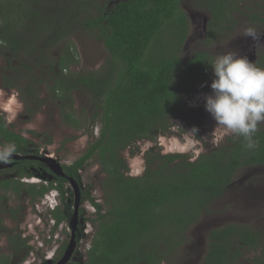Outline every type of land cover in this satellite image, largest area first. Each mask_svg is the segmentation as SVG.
<instances>
[{
    "label": "trees",
    "instance_id": "1",
    "mask_svg": "<svg viewBox=\"0 0 264 264\" xmlns=\"http://www.w3.org/2000/svg\"><path fill=\"white\" fill-rule=\"evenodd\" d=\"M13 1L2 0L0 5V45L9 48L13 57L35 54V40L48 32L57 40L70 36L77 13L85 7L81 3L85 0H80L78 7L67 0H17L21 3L18 9L13 8ZM184 1L119 0L110 12L87 21V26L102 31L112 60L104 73L78 75L77 84L89 89L93 100L103 98L98 118L101 131L86 154L64 168L68 177L79 179V170L98 156L107 174V211L102 214L103 206L91 200L98 224L84 264H163L174 246L181 243L183 233L212 201L222 197L243 167L264 166V130L259 127L255 137L259 146L253 150L246 149L243 138L236 135L225 146L211 149L194 161L184 154L161 155L152 149L146 156L144 174L128 175V162L121 153L140 140L156 141L170 133L171 118L181 111L189 90L210 72L208 63L213 58L208 52H197L188 62L179 55L190 31ZM192 1L206 5L212 14L208 37L213 35V23L229 20L231 0ZM15 19L22 24L19 35L12 27ZM104 23L105 28L101 26ZM66 65L63 56L60 70ZM66 84L74 83L61 80L56 90L61 93L63 89L64 96H69L72 86L67 89ZM68 117L76 121L71 114ZM1 120L0 116V134L26 153V140L9 131ZM57 180L49 187L29 186L26 190L37 201L51 188H58L64 206L53 216L60 223L70 220L72 210L68 198L64 199L70 191L68 178ZM4 185L10 188L9 181ZM15 189L20 192L19 187ZM82 197L90 195L83 191ZM164 229L172 231L164 233ZM253 232L235 224L212 231L205 263L233 264L245 250L256 248L260 235ZM9 262V258L0 257V264Z\"/></svg>",
    "mask_w": 264,
    "mask_h": 264
},
{
    "label": "rangeland",
    "instance_id": "2",
    "mask_svg": "<svg viewBox=\"0 0 264 264\" xmlns=\"http://www.w3.org/2000/svg\"><path fill=\"white\" fill-rule=\"evenodd\" d=\"M48 1L42 0L45 3ZM67 1L72 5L77 3L78 7L80 0ZM231 1L233 5L229 10V20L223 21L220 25L213 23V35L210 37L208 36L211 33L212 14L206 9L207 6H200L198 1L183 2L182 7L187 12L190 24L188 38L179 51L184 62L191 60L197 52H208L214 59L218 54L235 51L238 56L247 57L257 67L264 68V42L258 49L255 60L251 61L249 56L252 54L253 47L249 45L254 41L246 42L250 36L243 35L248 27H253L259 34H264V21L259 20L264 18V0ZM1 3L2 0L0 5ZM81 3L85 4V7L77 13V20H74V29L69 33L70 36L57 40L52 39L48 32L35 40V47L33 46L35 54L20 57H13L8 53L9 48L0 45V91H15L24 105V112L8 126L10 131L21 136L19 131L24 124L35 121L38 113L43 114L45 119L38 131L30 133L27 137H21L26 140L27 148L44 149L66 166L74 164L83 157L101 131V121L98 118L102 113L100 108L103 98L96 97L97 99L93 100L95 98L93 93L77 84L78 75H85L90 71L104 73L107 64L112 60L105 47L100 28H93L86 24L88 20L100 17L101 13L110 12L119 0H85ZM89 5L91 10L88 9ZM12 6L19 9L21 3L14 0ZM11 23L15 33L19 35V31L23 30L21 21L15 19ZM57 25L61 24L57 23ZM101 26L105 28L106 24ZM63 56L67 65L66 69L60 70ZM209 70L210 72L205 73V79L192 86L181 111L177 112L170 121V124L173 121L185 130H191L194 126L199 129L197 136L201 138L203 151L199 155L194 152L184 154L191 161L211 149L225 146L234 138V135H226L219 143L212 142L211 133L217 122L205 108V98L212 94L210 85L214 79L212 67ZM61 80L74 83L66 84L67 89L72 86L69 96H64L63 89L61 93L56 90ZM69 114L76 120L75 122L68 117ZM0 116L4 119L3 114ZM259 127L264 130V123ZM182 134L184 130L179 129L176 133L170 132L164 136ZM148 142H151V147L145 150ZM152 149L161 153L158 138L156 141L140 140L133 147L123 151L121 155L126 160V151L132 156H140L146 169V156ZM82 169L81 181L84 190L103 206L102 214H104L107 211L104 188L107 174L103 173L98 156L90 158ZM144 172L139 176H142ZM1 196L4 198H0V214L3 215L4 231L0 232V257L9 258V264H40V259L45 260V256L54 250L51 247L53 243L51 241L46 243L43 249L35 248L36 237L43 239L51 230L47 226L48 221H51L50 212L39 209L36 205L39 200L33 204L30 198L11 191H0ZM60 208L62 209L63 205ZM81 210L80 217L85 216L88 219L86 223L95 231L98 224L97 214L91 202L85 200ZM62 224L64 225L62 229L59 226L53 230L54 236L59 233L61 237L59 242L55 243V247L62 242L66 246L69 244V231L66 229L68 223ZM232 224L247 226L252 232L260 235L256 248L245 250L240 259L233 264H264V166L243 167L222 197L212 201L197 222L183 233L181 243L174 246L175 249L163 264H206L205 259L212 231ZM168 231L170 233L172 230L164 229L163 232ZM12 234L15 236V243H21L26 247L22 254L6 253L8 247L9 251L14 244L11 240ZM19 234H23L22 238L26 237V239L16 236ZM155 241L156 239L152 238V242ZM86 243L85 251L91 246V238L86 240ZM30 247L31 252L27 255L26 251ZM77 261L75 264L86 263V256L77 254Z\"/></svg>",
    "mask_w": 264,
    "mask_h": 264
},
{
    "label": "clouds",
    "instance_id": "3",
    "mask_svg": "<svg viewBox=\"0 0 264 264\" xmlns=\"http://www.w3.org/2000/svg\"><path fill=\"white\" fill-rule=\"evenodd\" d=\"M258 34L253 27L246 28L243 33L253 39H257ZM208 64L213 69L214 79L210 85L212 94L205 98V108L217 122L211 133L212 142L219 143L226 135H236L243 138L246 149L257 148L259 140L255 137L259 125L264 123V68L257 67L247 57L238 56L235 51L218 54ZM23 112L24 105L18 93L0 91V114L4 116V127L13 124ZM44 119V115L38 113L35 121L25 123L19 134L27 137L38 131ZM179 129H183L184 134L158 137L161 155H183L189 152L199 155L203 151L201 138L197 136L199 129L194 126L191 130H185L172 121L169 131L176 133ZM147 147H151V142L147 143L145 150ZM16 152L15 143L0 144V164L11 163ZM125 155L129 166L128 175H141L145 170L143 159L138 155L132 156L127 151ZM49 186L50 184L46 185ZM42 198H45V205L49 209L51 205H55L54 210L60 207L58 201L62 202L63 199L58 188H51ZM92 241L91 239V246L86 251L91 249Z\"/></svg>",
    "mask_w": 264,
    "mask_h": 264
},
{
    "label": "flooded vegetation",
    "instance_id": "4",
    "mask_svg": "<svg viewBox=\"0 0 264 264\" xmlns=\"http://www.w3.org/2000/svg\"><path fill=\"white\" fill-rule=\"evenodd\" d=\"M250 40H246V42H249ZM263 43H261V45L257 48V51L259 48H261ZM252 46V54L249 56L251 61H254V44L249 45V47ZM257 55V52L256 54ZM256 58V57H255ZM59 71V70H58ZM4 123V120H1ZM9 131V127H6ZM12 132V131H11ZM15 133V132H14ZM16 135H18L17 133H15ZM19 136V135H18ZM21 137V136H20ZM5 143H10L7 141L6 137L4 135L0 134V144H5ZM24 144L26 142H23ZM17 146V145H16ZM26 150H28L26 153H23L22 151H19L18 146H17V152L14 155H21L23 157H30L29 158H25V159H13L11 163H8L7 167L4 168H0V191H5V192H13L14 194L17 195H23L26 196L28 199H31V202L33 204L36 203V200L33 201V198L29 195V192H27V188L29 186H36L38 189L41 188V186H46L47 184H51L52 182L56 183L59 178H73L79 185L80 191H81V201H80V208H79V220H78V224L76 226V230L73 231V225H72V220H73V216H74V212H75V189L73 188V185L71 184V182L69 181L68 184H66V187L68 185L70 191H68L65 196L64 199L66 198H70L71 199H67V203L71 204V210H72V215L70 220L66 221H62V222H58L56 218H54L53 216V212L56 211L58 208H56V210H50L46 205H44L42 203V197H40L39 203L36 204L39 209L41 210H45L46 208L48 209V212H50V216H51V221L47 223V226H49V229H51L48 232V235L43 239H41V237H36V235H34V237H36V242L37 245L35 246V248L38 249H43L46 245V243H49L50 241L53 242L51 247L52 249L54 248V250L50 253L47 254L45 256V260H41L40 264H59L60 261L63 259L69 245L70 242L72 240L73 235L75 236V248H74V252L72 253V256L70 257V260L66 263V264H75L77 263V254H84L86 256L88 251H85V245H86V240L87 238H90L93 240L94 239V235H95V231H93V229H90L89 224H87L86 222L88 221V219L85 216L80 217V210L82 207V204L85 202V200H89L92 204V206L94 207V209L96 210V207L94 206V204L92 203L91 200H94L96 202V200L94 198L90 197L84 199L82 197V193L84 190V186L82 184L81 181V171L83 169L79 170V179H76L75 177H68L64 168L66 165H63L60 163V161L51 153L46 152L44 149L41 150H34V149H29L27 148ZM40 159H45V160H49V162L55 161L57 164H59L62 169L64 170L65 174L67 177H62L60 175H57L53 169L50 167L49 162H43ZM51 160V161H50ZM6 165V164H5ZM84 168V167H83ZM7 172V173H4ZM32 174V175H29ZM9 181L10 182V188H6L4 185V182ZM17 184V186L14 187V184ZM20 188V192H17L15 188ZM67 187V188H68ZM56 188V187H54ZM1 199H4L2 196L0 197ZM57 200V199H56ZM58 203L64 206L63 202H59ZM98 203V202H96ZM100 204V203H99ZM82 211V210H81ZM96 214H97V210H96ZM2 217V218H1ZM25 218V217H24ZM23 218V219H24ZM2 219H3V215L0 214V232H3L4 229L2 228ZM63 222H66L68 224H66V229L69 231V244H67V246L64 244V242H62L58 247H55V243L59 242L60 240V235L58 233L57 236H54L53 230L58 228L60 226V228L62 229L64 227V225L62 224ZM13 233V232H12ZM15 234V233H13ZM12 234L14 240H15V236ZM23 234H19L16 235L17 237H19L20 239H26V237L22 238ZM14 244L11 245V249L8 251V249L6 250V253H10L11 255H17V254H22V252H25V248L21 243L17 244L15 243V241H13ZM28 247V245H27ZM50 247V248H51ZM31 252V247L29 248V250L26 251V254H30ZM44 252H46V250L44 249ZM76 253V254H75ZM21 260V258H20Z\"/></svg>",
    "mask_w": 264,
    "mask_h": 264
},
{
    "label": "water",
    "instance_id": "5",
    "mask_svg": "<svg viewBox=\"0 0 264 264\" xmlns=\"http://www.w3.org/2000/svg\"><path fill=\"white\" fill-rule=\"evenodd\" d=\"M248 40L250 41H254L253 44H254V60H255V57H256V52H257V48L261 45V43L264 42V34H258V38L257 39H253L252 37H250ZM13 159H17V160H20V159H25V158H29L30 157H23L21 155H13L12 157ZM42 160L43 162H49V160H45V159H40ZM51 161V160H50ZM49 165L50 167L53 169V171L57 174V175H60L62 177H67L64 170L62 169V167L57 164L55 161H52V162H49ZM8 164H0V168H4V167H7ZM69 181L71 182V184L73 185V188L75 189V196H76V199H75V212H74V216H73V220H72V227H73V231L76 230V226L78 224V220H79V208H80V201H81V191H80V188H79V185L78 183L73 179V178H69ZM74 248H75V236L73 235L72 237V240L70 242V245L63 257V259L60 261L59 264H66L69 260H70V257L72 256V253L74 252Z\"/></svg>",
    "mask_w": 264,
    "mask_h": 264
},
{
    "label": "built area",
    "instance_id": "6",
    "mask_svg": "<svg viewBox=\"0 0 264 264\" xmlns=\"http://www.w3.org/2000/svg\"><path fill=\"white\" fill-rule=\"evenodd\" d=\"M47 197H49V196H47ZM41 200H42V203L45 205V204H46V200H45V198H44V199L42 198ZM46 209H47V208H46ZM50 209H51V210H54V209H55V205H51V206H50Z\"/></svg>",
    "mask_w": 264,
    "mask_h": 264
}]
</instances>
